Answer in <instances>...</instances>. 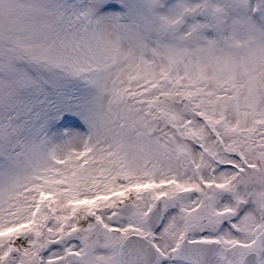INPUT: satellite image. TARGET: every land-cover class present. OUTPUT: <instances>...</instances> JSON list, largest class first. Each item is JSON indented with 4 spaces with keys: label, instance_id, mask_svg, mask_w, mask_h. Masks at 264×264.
<instances>
[{
    "label": "snow or ice",
    "instance_id": "1",
    "mask_svg": "<svg viewBox=\"0 0 264 264\" xmlns=\"http://www.w3.org/2000/svg\"><path fill=\"white\" fill-rule=\"evenodd\" d=\"M0 264H264V0H0Z\"/></svg>",
    "mask_w": 264,
    "mask_h": 264
}]
</instances>
